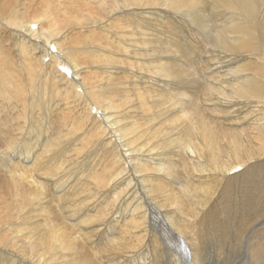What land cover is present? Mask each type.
<instances>
[{
    "label": "rangeland",
    "instance_id": "obj_1",
    "mask_svg": "<svg viewBox=\"0 0 264 264\" xmlns=\"http://www.w3.org/2000/svg\"><path fill=\"white\" fill-rule=\"evenodd\" d=\"M110 2L0 0V264H75L91 234L126 239L143 218L150 236L167 231L178 244L174 228L194 229L211 264H224L215 234L239 249L237 232L264 241V3L250 20L213 0H197V10L187 1L143 0L105 17L100 7ZM86 14L103 19H72ZM30 19L39 20L34 36ZM216 36L246 46L226 50ZM210 85L230 103L205 94ZM238 85L256 94L240 98ZM201 124L214 141L195 161L199 173L182 148L206 145L195 130ZM233 136L259 165L221 174L210 155L233 164ZM127 147L140 150L126 159ZM247 167L250 181L242 183ZM13 177L43 191L35 197L29 184L24 200ZM243 194L253 195L249 206ZM202 207L211 225L187 227Z\"/></svg>",
    "mask_w": 264,
    "mask_h": 264
},
{
    "label": "bare ground",
    "instance_id": "obj_2",
    "mask_svg": "<svg viewBox=\"0 0 264 264\" xmlns=\"http://www.w3.org/2000/svg\"><path fill=\"white\" fill-rule=\"evenodd\" d=\"M143 0H111L110 4L104 8L101 6L100 8L105 12V17L109 15L116 14L117 12L132 7V5H137L141 3ZM171 4L179 5L182 4L184 1L188 3H192L194 7L198 8L197 0H165ZM217 3L218 7H224L228 9H235L240 12H243L245 16L253 20L255 19V11L257 10L260 4L264 3V0H213ZM185 3V2H184ZM262 12V11H261ZM264 18V12H263ZM75 23H94L96 21H101L100 15H91L86 14L82 18H75ZM39 20L30 19L28 23V30L31 32L32 36L35 35V28L32 27L33 24H37ZM25 22V23H27ZM23 23V24H25ZM59 36V35H56ZM218 41L222 43V46L226 50L234 51L238 49L244 48L245 44L240 43H230L228 41L223 40V36H216L215 37ZM48 44V43H47ZM48 46V45H47ZM55 47V46H53ZM56 49V47H55ZM46 54V53H45ZM43 54L41 57H44ZM74 73L80 70L78 64L73 65ZM224 89L216 88L214 85L207 86L206 93L210 95H215V101L218 104H229L230 102L227 101L223 94ZM236 94L240 98H250L256 94L254 89H251L245 85H238L236 87ZM196 109H199L201 106L197 104ZM109 127L113 130L115 128L114 123L111 119L108 120ZM256 129H261V127H256ZM195 130L201 135L203 141L206 143L205 146L199 144L198 146L189 143L183 146V153H182V160L185 162L186 166L196 172L201 173L204 169H198L195 167V161L202 157V153L204 149L210 148L213 144V136L210 134L209 127L206 124H201L195 128ZM262 134L264 132L262 131ZM262 135H260L261 137ZM231 151H232V158L233 164L230 163H222L219 162L216 156V153H211L210 161L214 167V169L221 172V174L225 173H233L241 169L246 165L251 164V169H255L259 163H256L254 159L255 152L251 151L247 144H243L236 136H233L230 139ZM126 146V145H125ZM215 148V147H212ZM124 157L126 159H131V155L137 153L139 149L133 150L129 149L128 147L125 148ZM264 149V141H261L260 147L258 149V153H260ZM244 151V156L240 155V151ZM249 168L247 167L245 170V175L241 177V182L243 183L244 180L250 181L249 176L251 173H247ZM252 177V176H251ZM252 181V180H251ZM34 181H28L23 177L15 178L13 177L10 180V186L15 190L19 191L18 195L21 196L24 200L28 199L26 195V191L28 190V185L30 184L33 187V196L39 195L43 188L41 185L36 184L34 187ZM246 183V182H245ZM244 186V185H243ZM248 186V184H247ZM249 187V186H248ZM243 188V187H242ZM249 190V189H246ZM190 188L184 189L182 192L186 195L190 192ZM244 189H241V194L244 192ZM248 192V191H247ZM250 193V192H249ZM224 189L222 192L223 196ZM240 196V195H239ZM246 201L240 199L242 205L249 206L253 200V195H241ZM240 197V198H241ZM212 197L206 198V204L212 201ZM161 213H164L168 210L167 205H160L159 206ZM226 206H223V209L226 210ZM228 209V208H227ZM208 208L202 207L199 210L200 217H193L185 221V225L187 227L195 228L199 224L211 223L204 218L205 214L207 213ZM147 218H143V220L138 224V228L136 229L137 234L125 238H121L117 240L115 237L107 234L102 233L98 238L96 235L91 234L86 241V250L83 253V259L76 258L75 264H211V259L207 255V250L203 247V236L200 237L197 231L191 229L190 231H182L181 229L174 228L176 231V236L179 239L180 244H178L173 236L172 233L167 231L164 232L163 237H159L156 235H149L148 232V224L146 223ZM156 222L159 221V217L154 219ZM107 223L111 224L116 222L117 219L108 218L105 220ZM167 224L170 227H173V220L167 219ZM238 237L240 238L239 247L236 245H229L231 244L229 236H219L215 234L213 240L218 237L220 241H217L219 244H216L218 251L217 254L219 258L222 259L224 264H238V259H243L242 264H264V241L261 242H253L251 238L248 236H242L238 233ZM58 236H68L65 234L58 235ZM205 237V236H204ZM229 238V239H228ZM56 239H53L50 242V245H56ZM100 242L101 246L97 249V243ZM58 243V242H57ZM225 245H229L230 248L226 250ZM221 247L222 250L221 251ZM225 249V250H224ZM217 261V260H216ZM219 261V262H220ZM217 262V263H219ZM221 262V263H222Z\"/></svg>",
    "mask_w": 264,
    "mask_h": 264
},
{
    "label": "snow or ice",
    "instance_id": "obj_3",
    "mask_svg": "<svg viewBox=\"0 0 264 264\" xmlns=\"http://www.w3.org/2000/svg\"><path fill=\"white\" fill-rule=\"evenodd\" d=\"M32 27H33V28H35V27H36V25H35V24H33V25H32ZM52 51H56L55 47H53V48H52ZM62 70H63L64 72H68V71H69V69H68V68H63Z\"/></svg>",
    "mask_w": 264,
    "mask_h": 264
}]
</instances>
